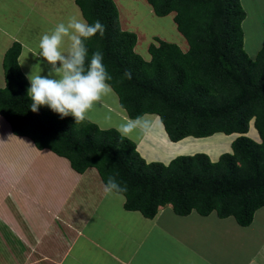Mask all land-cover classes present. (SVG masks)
Here are the masks:
<instances>
[{
    "label": "trees",
    "instance_id": "obj_1",
    "mask_svg": "<svg viewBox=\"0 0 264 264\" xmlns=\"http://www.w3.org/2000/svg\"><path fill=\"white\" fill-rule=\"evenodd\" d=\"M147 2L158 17L174 14L187 51L156 38L147 61L135 50L137 35L122 29L114 0H76L89 24L99 20L105 25L103 37L97 34L86 41L88 59L97 50L103 52L113 91L129 119L157 115L173 143L238 134L231 153L217 162L197 153L168 165L148 163L137 145L116 129L103 130L87 120L76 123L74 117L61 119L48 107L32 112L18 42L4 57L0 116L15 136L68 160L75 172L95 168L105 185L114 177L126 189L113 191L124 196L127 211L154 219L161 207L171 205L180 217L215 213L250 227L264 208V48L255 58L245 50L241 0ZM252 121L261 142L247 136Z\"/></svg>",
    "mask_w": 264,
    "mask_h": 264
},
{
    "label": "crops",
    "instance_id": "obj_2",
    "mask_svg": "<svg viewBox=\"0 0 264 264\" xmlns=\"http://www.w3.org/2000/svg\"><path fill=\"white\" fill-rule=\"evenodd\" d=\"M15 1L28 12L16 8L10 15L0 14V88L6 86L4 57L15 42L22 45L19 65L27 77L43 59L38 60L33 54L39 51L40 37L50 33L57 24L66 23L70 16L84 19L76 0ZM243 8L246 12L244 5ZM8 27L18 33H9ZM43 67L48 72L51 69L47 62ZM112 93L113 96H103L95 103L102 112L94 114L92 119L90 111L85 120L107 130L110 125L102 126L103 120L129 119L118 96ZM155 121L136 143L148 163L158 160L168 165L181 154L197 152L213 155L212 161L217 162L220 153L227 150V141L221 133L173 143L164 125ZM256 135V141L261 142L259 134ZM24 142L29 146L21 149ZM156 151L162 154L153 155ZM104 188L95 168L84 174L75 172L68 160L49 150H38L28 138L15 136L10 124L0 116V264H222L225 262L220 257L225 258L229 250V254L242 251L243 234L238 232L239 228L229 234L232 240L226 236L224 226L234 225L232 218L217 219L213 213L218 226L216 235L213 233L209 240L204 238L193 245L189 227L178 222L180 218L195 220L194 213L178 217L168 205L161 207L154 219H147L140 212L125 210L124 196L114 191L106 193ZM262 211L261 219L264 208ZM255 221L254 218L253 224ZM174 227L179 230L174 232ZM263 235L264 224L249 232V240L257 244L261 237V242L246 264H264ZM232 242H237L239 247L229 248Z\"/></svg>",
    "mask_w": 264,
    "mask_h": 264
},
{
    "label": "clouds",
    "instance_id": "obj_3",
    "mask_svg": "<svg viewBox=\"0 0 264 264\" xmlns=\"http://www.w3.org/2000/svg\"><path fill=\"white\" fill-rule=\"evenodd\" d=\"M99 34H105V25L99 20L89 24L82 17L70 16L67 22H61L50 33H44L38 43L36 58H43L35 64L28 74L30 82L28 98L32 112L48 107L59 114L61 119L72 116L76 123L85 120L95 103L103 96L113 92L110 81L112 76L104 64L102 51H95L88 59L89 49L86 41ZM51 66L47 75H43L44 62ZM125 77L131 79V72ZM254 122V121H252ZM149 122L142 118L125 119L116 127L121 138L132 140L135 135L147 132ZM106 193L113 190L124 191L109 176L104 188Z\"/></svg>",
    "mask_w": 264,
    "mask_h": 264
},
{
    "label": "rangeland",
    "instance_id": "obj_4",
    "mask_svg": "<svg viewBox=\"0 0 264 264\" xmlns=\"http://www.w3.org/2000/svg\"><path fill=\"white\" fill-rule=\"evenodd\" d=\"M117 8L119 10V15H120V23L121 27L123 30L135 33L138 37V42L136 46V52L145 60H150L151 56L148 51L149 46L153 43H155V39L159 38L163 41L173 43L178 45L184 52L189 49V45L187 43V40L180 34V32L177 30V26L174 21V14H171L167 17L161 18L158 17L154 14L152 11V7L147 3V0H114ZM17 1L14 2V0H0V14H6L10 15L12 14L14 9L16 8H22L25 13H27V8H24V6H18ZM243 5L245 6L246 10V19L242 24L243 27V32H244V44H245V50L249 54V56L255 58L256 55L259 53L260 50L264 48V0H242ZM133 11V12H132ZM36 22V21H35ZM9 33H18L16 30H14L13 27H8ZM25 31V29H23ZM26 32H24L25 34ZM46 63V62H44ZM31 67V66H28ZM1 74V72H0ZM44 75L48 74V70L44 69V72L42 73ZM1 80V76H0ZM113 96V93H111ZM109 94V95H111ZM115 94V93H114ZM117 101V100H116ZM95 107V106H94ZM102 108H93L91 110V117L94 118V114H100L102 112ZM147 119V121H153L154 119L156 120L155 123L157 124V121L159 120L160 125H163L157 115H145L143 117ZM143 121H146V120ZM98 121V118H96ZM122 121L118 117H112L111 119L108 120H103L102 126L105 125H110V128L106 129H111L117 127L119 123ZM149 124H151L149 122ZM257 130L253 126V122L250 124V130L247 136L254 141L257 140L258 136L256 135ZM256 132V133H255ZM144 133H140L139 135L141 136ZM139 135L134 136V138L131 140L135 144L139 140L138 137ZM224 137H222L224 140L227 141L226 143V151L220 153L219 157L225 153H231L232 152V143L234 140H236L239 135H231L227 136L225 134H221ZM138 136V137H137ZM236 136V137H235ZM137 139V140H136ZM207 142V141H206ZM211 142V141H209ZM258 142V141H256ZM24 144V145H22ZM21 144V149L22 148H28L29 145L27 143H22ZM206 144V143H205ZM137 145V144H136ZM225 145V144H224ZM204 148V147H202ZM139 152V151H138ZM153 154L157 155L159 153L162 154V152H158ZM140 153V152H139ZM197 153H202V152H197ZM205 154V153H204ZM157 155V156H159ZM207 155V154H206ZM142 156V155H141ZM179 156H191V154H181ZM209 156V155H208ZM213 155H210L211 161L213 160L212 157ZM57 158V157H56ZM144 158V157H143ZM145 159V158H144ZM58 160V159H57ZM146 160V159H145ZM218 161V160H217ZM153 162H160L158 160H154ZM213 162V161H212ZM152 163V162H151ZM164 164V163H163ZM261 211V210H260ZM260 211H257V214L255 215V223L253 224L252 228H243L240 227L234 218L230 219L231 222L234 223V225L226 224L224 228L227 230L226 236L227 239L230 241L232 239H229V234L233 233V231H236L235 228H239L238 232H242L241 236V244H242V251L236 252L233 254H229L226 252L227 256L225 258H221L220 260H223L225 263L222 264H246L248 259L253 256L255 252H257V249L259 248L257 245L260 244L261 242V237L258 238V243L255 244V241L249 240V232H255L257 228L260 225L264 224V218L261 219V214L263 211L260 213ZM196 216V219L191 221V220H184L180 218L178 223H184L185 225L187 224L188 232L192 233V237H190L193 241V245L198 244L200 240L204 239V241L209 240V238L212 236L213 233H215L217 229V225L215 223L214 216L212 215L210 217H201L199 214L196 212H193ZM180 217V216H178ZM215 218L218 219V216H215ZM188 222V223H187ZM169 230V229H168ZM179 229L173 228V231H178ZM249 230V231H248ZM171 231V230H169ZM213 235H216L213 234ZM232 236V235H231ZM262 236V235H261ZM264 236V235H263ZM239 240V239H238ZM233 244L229 247L232 248L233 245L239 247V244L237 242H232ZM249 243V247H248ZM230 245V244H229ZM257 246L256 251H252V249Z\"/></svg>",
    "mask_w": 264,
    "mask_h": 264
},
{
    "label": "bare ground",
    "instance_id": "obj_5",
    "mask_svg": "<svg viewBox=\"0 0 264 264\" xmlns=\"http://www.w3.org/2000/svg\"><path fill=\"white\" fill-rule=\"evenodd\" d=\"M133 12V11H132ZM90 117V116H89ZM90 118H92V117H90ZM93 119V118H92ZM148 119V118H147ZM147 119H145L146 121H147ZM155 120V119H154ZM147 122H150L151 124H152V122L149 120V121H147ZM155 123V122H154ZM150 125V124H149ZM153 128V127H152ZM148 133H149V131H148ZM136 136V135H135ZM140 136V135H139ZM138 137V136H137ZM139 139H140V137H138ZM137 140V139H136ZM141 140V139H140ZM139 141V140H138ZM139 143V142H138ZM140 144V143H139Z\"/></svg>",
    "mask_w": 264,
    "mask_h": 264
}]
</instances>
